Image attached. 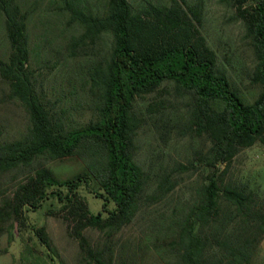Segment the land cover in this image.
Listing matches in <instances>:
<instances>
[{"label":"trees","instance_id":"16d2710c","mask_svg":"<svg viewBox=\"0 0 264 264\" xmlns=\"http://www.w3.org/2000/svg\"><path fill=\"white\" fill-rule=\"evenodd\" d=\"M235 1L256 61L250 81L259 86V92L252 100L219 66L214 50L198 35L193 21L200 18L198 6L186 4L187 11L177 0L169 5L149 1L136 9L130 0L95 4L54 0L65 25L74 30L68 37L69 55L88 58L78 74L91 112L86 121L72 123L66 119V109L47 97L30 63L28 22L36 4L0 0L10 47L7 57H0V75L9 83L11 96L25 108L29 124L21 138L0 143V169H29L40 157L76 153L87 168L85 174L64 180L46 168L30 175L12 202L18 224L23 225L26 210L34 211L45 202L77 217L81 226L116 230L128 223L146 187V174L134 158L135 98L165 81L187 95V129L207 137V148L197 151L192 164L216 169L224 163L227 167L239 150L264 141V0H252L246 6L249 0ZM105 33L110 35L107 50L98 56L90 53ZM92 180L98 185L92 192L102 200V211L97 214L89 211L77 191L81 184L89 188ZM218 182L219 175L210 173L200 197L184 210L171 243L177 255L173 264L251 262L264 232V208L246 183ZM166 184L167 178L159 181L154 192H161ZM166 192L164 188L162 195ZM32 230L40 245L48 248L45 229ZM93 260L111 264L98 257Z\"/></svg>","mask_w":264,"mask_h":264},{"label":"rangeland","instance_id":"374dc122","mask_svg":"<svg viewBox=\"0 0 264 264\" xmlns=\"http://www.w3.org/2000/svg\"><path fill=\"white\" fill-rule=\"evenodd\" d=\"M32 1L36 10L28 22L30 63L47 97L66 109V119L72 123L86 121L91 106L78 71L88 58L69 55L67 42L74 30L65 25L54 0H22L25 5ZM90 1L95 4L103 0ZM130 1L136 9L149 1L172 3ZM177 1L185 10L186 4L200 8V18H193L198 35L214 50L219 66L252 100L259 92V86L250 81L256 61L236 1ZM109 45L110 35L105 33L90 53L98 56ZM9 51L0 14V57L6 58ZM188 103L187 95L171 81L135 98L134 158L146 174V187L135 216L119 229L78 225L77 217L49 202L34 211L26 210L23 225L15 219L12 202L20 185L41 168L58 180L85 174L84 158L78 153L62 158L40 157L29 169H0V264H95L93 259L97 257L105 263L110 260L111 264H173L177 259L171 245L173 235L184 210L200 197L201 186L208 182L210 173L219 175V185L246 183L258 205L264 208V141L239 150L227 167L224 163L216 169L198 162L194 165L197 151L206 149L208 142L205 135L187 129L184 115ZM28 125L25 108L11 96L9 83L0 75V143L21 138ZM164 178L168 180L164 187L167 192L162 195L163 188L155 193L157 183ZM97 188L92 180L89 188L81 184L77 189L89 211L95 214L102 211V200L92 192ZM222 205L226 207L225 202ZM8 213H12L10 218H6ZM34 227L45 229L48 248L40 245ZM249 264H264V232Z\"/></svg>","mask_w":264,"mask_h":264}]
</instances>
